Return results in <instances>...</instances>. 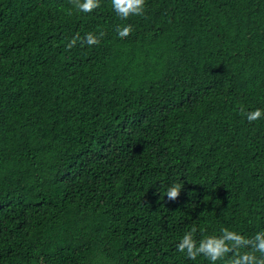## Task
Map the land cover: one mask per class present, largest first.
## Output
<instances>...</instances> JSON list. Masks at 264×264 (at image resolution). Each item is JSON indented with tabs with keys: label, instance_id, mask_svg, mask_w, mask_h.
<instances>
[{
	"label": "trees",
	"instance_id": "obj_1",
	"mask_svg": "<svg viewBox=\"0 0 264 264\" xmlns=\"http://www.w3.org/2000/svg\"><path fill=\"white\" fill-rule=\"evenodd\" d=\"M257 108L264 0H0V264H211L193 227L264 230Z\"/></svg>",
	"mask_w": 264,
	"mask_h": 264
},
{
	"label": "clouds",
	"instance_id": "obj_2",
	"mask_svg": "<svg viewBox=\"0 0 264 264\" xmlns=\"http://www.w3.org/2000/svg\"><path fill=\"white\" fill-rule=\"evenodd\" d=\"M75 9L81 13H91L100 7V0H71ZM146 0H111L113 11L122 20L132 16H143ZM118 36L123 39L133 32V26L118 25ZM104 33L99 36L89 32L83 38L82 45H97ZM79 36L74 37L67 45L70 49L76 45ZM243 112V109L241 110ZM249 123L264 117V110L257 108L246 113ZM182 185L175 183L167 189L166 196L169 201L177 200L180 196ZM197 231L193 227L186 232L177 244V251L185 253L192 260L203 256L211 264L224 261L225 264H264V230L256 232L252 236H246L237 231L222 228L219 235H210L199 241L194 238Z\"/></svg>",
	"mask_w": 264,
	"mask_h": 264
}]
</instances>
